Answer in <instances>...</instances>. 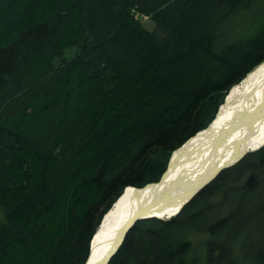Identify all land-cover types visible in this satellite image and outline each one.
<instances>
[{"label": "trees", "instance_id": "obj_1", "mask_svg": "<svg viewBox=\"0 0 264 264\" xmlns=\"http://www.w3.org/2000/svg\"><path fill=\"white\" fill-rule=\"evenodd\" d=\"M262 59L264 0H0V264L85 263L116 195ZM200 192L108 264H264V145Z\"/></svg>", "mask_w": 264, "mask_h": 264}, {"label": "bare ground", "instance_id": "obj_2", "mask_svg": "<svg viewBox=\"0 0 264 264\" xmlns=\"http://www.w3.org/2000/svg\"><path fill=\"white\" fill-rule=\"evenodd\" d=\"M233 84L208 124L171 150L158 180L126 184L116 195L90 239L92 261L108 256L138 214L165 220L179 215L225 169L264 145V59Z\"/></svg>", "mask_w": 264, "mask_h": 264}, {"label": "rangeland", "instance_id": "obj_3", "mask_svg": "<svg viewBox=\"0 0 264 264\" xmlns=\"http://www.w3.org/2000/svg\"><path fill=\"white\" fill-rule=\"evenodd\" d=\"M138 17L139 19L141 20V22L148 28V29H154V27L156 26L155 24V21L149 16V15H146V14H142V13H138ZM69 140V138L67 139ZM249 153V152H248ZM218 214H221V212L219 211V209H215L213 210L211 213H209L207 216L210 218V219H213L214 217H216ZM2 217H3V211H2V208L0 206V219L2 220ZM201 236L199 235H196L194 233H192V235L190 236V240H191V246L192 248L190 249V255L193 253V248H195V245L198 243L197 241L204 237H206L205 233L202 232V234L200 233ZM201 250H202V246H199V252L201 253Z\"/></svg>", "mask_w": 264, "mask_h": 264}, {"label": "water", "instance_id": "obj_4", "mask_svg": "<svg viewBox=\"0 0 264 264\" xmlns=\"http://www.w3.org/2000/svg\"><path fill=\"white\" fill-rule=\"evenodd\" d=\"M246 153H248V152H246ZM246 153H244V154H246ZM244 154H242V156H240L241 159L244 156ZM206 183H205V185H206ZM146 217L147 216H145V215L138 214V216H136L132 221H130L128 223V225H126V229L123 232V235L119 237V240H118L117 244L113 247V250L108 254V256H106L105 258H97L96 260H93L92 261L91 260V256H90L91 253L89 252V254L87 255V258L85 260L86 262L84 264H108V262L110 261L111 257L118 252L120 245L125 240V236L128 234V232L130 231V229L133 228V226L138 221V219H140V218H146Z\"/></svg>", "mask_w": 264, "mask_h": 264}]
</instances>
